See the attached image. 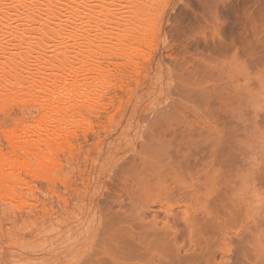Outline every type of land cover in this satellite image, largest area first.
<instances>
[{
	"label": "rangeland",
	"instance_id": "1",
	"mask_svg": "<svg viewBox=\"0 0 264 264\" xmlns=\"http://www.w3.org/2000/svg\"><path fill=\"white\" fill-rule=\"evenodd\" d=\"M70 1L79 37L65 17L47 36L37 22L39 34L0 36V264H139L115 247L130 213L134 233L156 220L176 234L159 252L181 263L264 264V0ZM11 3L18 25L29 2ZM201 109L234 113L204 128ZM213 149L224 164L207 176ZM155 151L184 167L165 198L134 190ZM186 155L198 159L187 171Z\"/></svg>",
	"mask_w": 264,
	"mask_h": 264
},
{
	"label": "bare ground",
	"instance_id": "2",
	"mask_svg": "<svg viewBox=\"0 0 264 264\" xmlns=\"http://www.w3.org/2000/svg\"><path fill=\"white\" fill-rule=\"evenodd\" d=\"M14 1H16V0H0V34H2V35H0V36H3V34L5 35V34H9V35H13V36H17V38H19V39H21L20 37H23V39H24V37L25 36H29L28 35V33L29 32H32V31H34L35 29L37 30H35V32H39V33H41L40 32V30L43 28V29H45V30H43V31H45V32H42L41 33V35L42 34H44V35H46V30L49 32H47V34H50L51 32H52V26H53V24L55 25V23H58V22H55L54 20H59L60 22H61V20L63 19L62 17H65L66 18V20L65 21H67L68 23H69V25H71L70 26V29L69 30H67L68 31V33H69V31H70V33H72L73 35L72 36H74V38L77 36V37H79V35H77L78 33H77V29H78V26L76 25L77 23L75 22L76 20H75V16H77L78 14V12H80L81 13V10H79L78 11V8H76L75 6L73 7V9H72V6L74 5V4H68L69 3V1L68 0H27L29 3H27V5H28V7H29V5H30V9L28 10V7L27 8H25L24 9V11H21L20 12V17H22V19H21V21H20V23L18 24V25H15L14 24V21H13V19H12V15H11V13H10V10H11V2H14ZM21 1H23V0H21ZM65 3H64V2ZM111 1V0H110ZM115 1V4L114 5H118V6H124V5H122V3L123 2H126V4L127 3H129V2H133V0L131 1V0H112V2H114ZM8 2H10L11 4H8ZM24 2H26V0H24ZM67 2V3H66ZM71 3H73L74 1L72 0V1H70ZM108 2V1H107ZM111 2V3H112ZM134 2H136V0H134ZM133 2V3H134ZM125 4V3H124ZM10 5V6H9ZM63 5V6H62ZM69 5V6H68ZM64 6H65V8H64ZM127 6H128V4H127ZM10 7V8H9ZM63 7V8H62ZM70 7V8H69ZM125 7H126V5H125ZM66 8H68V10H69V13H67L68 12V10H65ZM124 8V7H123ZM72 9V10H71ZM76 9V10H75ZM62 10H63V12H64V10H65V12L63 13L62 12ZM90 12H92V13H96V12H94V11H92V10H90ZM65 13H67L66 15H65ZM91 13V14H92ZM102 14V12H98V13H96V14H92V15H90V13H88V15H89V17L90 18H92V20L94 19L93 17L95 16L97 19H98V17ZM100 14V15H99ZM91 16H93V17H91ZM64 18V19H65ZM138 18V17H137ZM139 19V18H138ZM253 19H254V21H255V19L256 18H254L253 17ZM45 20V22H43ZM96 20V19H95ZM251 20H252V18L250 19V24L252 25L251 27L252 28H254V27H256V23H253V20H252V22H251ZM257 20V19H256ZM48 21V22H47ZM55 23H54V22ZM258 21V20H257ZM32 22H37V23H41V27H40V25H39V27H40V30L38 31V29H39V27L37 28L36 26H31L32 27V29H34V30H32L31 29V27H30V24L32 23ZM43 22V23H42ZM46 22L48 23V24H50V23H52V26H51V28H49L50 27V25L48 26V24L47 25H45L46 24ZM50 22V23H49ZM96 22V21H95ZM138 22V21H137ZM45 23V24H44ZM62 23V22H61ZM97 23V22H96ZM253 23V24H252ZM36 24V23H35ZM60 24V23H59ZM98 24V23H97ZM255 24V25H254ZM32 25V24H31ZM61 25V24H60ZM65 26H66V28L68 27V25L67 24H64ZM137 25V24H136ZM139 25V24H138ZM253 25H254V27H253ZM65 26H64V29H65ZM30 27V28H29ZM53 27H55V26H53ZM128 27H130V25L129 26H125V27H123V29L125 28V29H127ZM56 28V30H57V27H55ZM72 28H73V30H72ZM131 28V27H130ZM251 28V29H252ZM59 29H63V27L61 28H59ZM119 29V28H118ZM121 29V28H120ZM128 30H129V28H128ZM53 31H55V29L53 30ZM67 31L65 32V33H67ZM123 31V30H122ZM56 33L58 32V31H55ZM54 32V33H55ZM60 32V35H61V31H59ZM124 33H127L126 32V30H124L123 31ZM129 32H131V30H129L128 31V33ZM32 33H34V32H32ZM38 33V34H39ZM53 33V32H52ZM51 33V34H52ZM27 34V35H26ZM98 34V33H97ZM132 34V33H131ZM64 35V34H63ZM66 35V34H65ZM68 35V34H67ZM66 35V36H67ZM71 35V34H70ZM94 35V34H93ZM120 35H121V33H120ZM125 35V34H124ZM18 36H20V37H18ZM47 36V35H46ZM69 36V35H68ZM67 36V37H68ZM95 36V38L96 37H98L97 39H95V40H97V41H99V40H102V38L100 37V35L99 36H97L96 34L94 35ZM118 36H119V34H118ZM121 36H123V33H122V35ZM121 36H120V38H121ZM126 36V35H125ZM125 36H123V37H125ZM32 36H30V38H31ZM62 37H64V36H62ZM26 38H29V37H26ZM25 38V39H26ZM71 38V37H70ZM101 38V39H100ZM117 38V37H116ZM94 39V38H93ZM99 39V40H98ZM110 39V38H109ZM111 40V39H110ZM109 40V41H110ZM117 40V39H116ZM119 40V39H118ZM24 41V40H23ZM26 41V40H25ZM103 41V40H102ZM108 41V42H109ZM121 41H122V39H121ZM100 42V41H99ZM120 42V41H119ZM119 42L117 41V43L119 44ZM121 44H123V43H121ZM60 45V44H59ZM124 45H125V43H124ZM121 46V47H124V48H126L127 46H128V44L126 43V45L127 46ZM63 45H61V47H62ZM130 46V45H129ZM57 47V46H56ZM65 46H63L62 48H64ZM133 47V46H132ZM137 47V46H136ZM136 47H134V48H136ZM124 48H123V50H124ZM139 49H141L140 47H138ZM42 49V48H41ZM60 49V48H59ZM132 48H130L129 47V50H131ZM41 53H43L42 51L40 52V55H41ZM19 55V54H18ZM41 57V56H40ZM45 58V57H44ZM42 59V58H41ZM55 61H56V58H55ZM57 61L59 62V60H58V58H57ZM57 62V63H58ZM41 68H43V67H41ZM75 75H76V73H74ZM74 76V75H73ZM77 77V76H76ZM75 78V77H74ZM78 78V77H77ZM32 79H36V77L34 78V77H31V80ZM66 79V78H65ZM30 80V81H31ZM27 78H26V80H25V83H29L30 82ZM26 86V85H25ZM24 86V87H25ZM26 88V87H25ZM57 93H59V92H57ZM212 111H214V110H212ZM212 111H208V109H205V110H199L198 111V113L196 112H194L195 113V115L197 116H200V115H205L204 117H205V119H203V124H204V128L206 127V126H209V127H207V128H210V126H211V122H213V121H211L210 120V118L211 117H209V116H217L218 117V120H220V119H226L227 117L229 118V117H233V113L234 112H231V111H225V110H222V112L221 111H216V112H212ZM226 117V118H225ZM212 118H215L216 119V117H212ZM211 118V119H212ZM220 118V119H219ZM223 119V120H224ZM211 121V122H210ZM225 121V120H224ZM224 121L222 122V120H221V123H224ZM214 127V126H213ZM224 128V127H223ZM212 129H214V128H212ZM226 129V128H225ZM210 130V129H209ZM221 130V129H220ZM219 130V131H220ZM223 130V129H222ZM221 130V131H222ZM211 131V130H210ZM224 131V130H223ZM225 132V131H224ZM229 132H231V130L229 131ZM229 132H227V135L228 134H230ZM214 133V132H213ZM219 134V132H217V135ZM223 135L224 134H222L221 132H220V134H219V140L218 141H225V139H223L222 137H223ZM226 135V134H225ZM224 135V136H225ZM217 137V138H218ZM226 137V136H225ZM224 137V138H225ZM222 138V139H221ZM227 138V137H226ZM230 138V137H229ZM231 139V138H230ZM230 141V140H229ZM158 149V148H157ZM215 149V148H214ZM212 150V152H211V155L207 158V159H202L200 162H201V164H202V170L204 171V173H206V175L208 176V174H209V176H210V173L212 172H215L216 170L214 169V168H217V166H219L220 167V164H221V166H222V163L224 162V159L222 160L221 158H220V156L222 157L223 156V153H222V155L220 154H218V153H215V151L216 150ZM158 152V153H157ZM155 151V153H154V158H153V160L155 159V161L156 162H154V164H152V162H150L149 161V164H151V166L149 167L150 168V171H148V169H145V167L147 168V166H144V168H143V170L141 171V173H143L144 172V169L145 170H147L148 171V174H146L147 173V171L145 172V174H141V176H143L142 177V179L143 180H140V181H138V183H137V185L136 184H134V187H136V189H134L136 192H139V190L140 191H142L143 193H144V195L146 196V198H148V196H149V198H151V197H153V198H160V197H167V196H169V194H170V192L172 193V189L174 188L173 186L174 185H178V184H181L182 185V182H183V178H184V176H185V174L182 172V170L184 171V169H182L181 170V168L183 167L182 166V164L180 163V164H178L179 163V161H177V163L176 162H174V161H172L171 163L168 161V160H165V159H167V158H163L165 155H164V152L162 153V151ZM217 154V155H216ZM188 155H186V160H185V163L187 164V166L185 167V168H187L186 169V171L189 169L188 167H193V165L194 164H198V163H195V162H197L198 161V159L197 158H194V159H192V157L191 156H189V157H187ZM219 156V157H218ZM195 159H197V161H195V162H192L193 160H195ZM145 160V159H144ZM166 161H168V162H166ZM223 161V162H222ZM175 163V164H172V163ZM184 161H182V163H183ZM143 164H146L144 161H143ZM184 164V163H183ZM224 164V163H223ZM182 166V167H181ZM175 169H174V168ZM191 167V168H192ZM195 167V166H194ZM184 168V167H183ZM209 168H211V169H213V170H210ZM210 172V173H209ZM212 175V174H211ZM140 176V175H139ZM141 176H140V179H141ZM211 178V177H210ZM138 179V178H137ZM214 180V178L212 177L211 178V180H210V182H208V184L206 185V191L208 192L211 188H212V186L214 185L213 184V182L215 181H213ZM136 181V180H135ZM137 182V181H136ZM138 190V191H137ZM193 191V190H192ZM193 195H194V197L196 198V204L197 205H200L201 206V203H200V201L202 202V199L200 200V198L198 199L197 198V196H199V194L200 193H197L196 191H193V193H192ZM191 194V195H192ZM198 194V195H197ZM192 195V196H193ZM204 202V201H203ZM203 206V205H202ZM204 207V206H203ZM161 208L162 209H164V211L166 212V214H168V213H171L173 210L172 209H170L169 207H164V206H162V204H161ZM188 208H189V206H187V205H185V208L184 209H181L182 211L181 212H184V214L186 213V218L185 219H188L187 217L189 216V215H187L188 214ZM205 211H208L207 210V207L205 208ZM124 215V217L125 216H127V215H125V213H123ZM128 214H129V211H128ZM130 215H131V213H130ZM130 215H128V217H129V219H128V217H125L126 219H128L127 220V222H126V220H125V222H126V224L125 225H127L128 226V228L130 229H128L126 226H125V228L123 227L124 226V218H123V216L122 215H120V219H119V217H118V219H116L117 221H115L116 222V224H117V229H115L116 228V226H113L112 227V225H111V223H110V225H111V227H112V230H114L115 229V233L113 232V234H112V237H110L109 239L111 240V239H113V242L116 244V245H118L117 244V242L119 243V240H122V238L123 239H125L126 237H124V236H129L130 237V239H128L129 237H127L126 239L128 240V241H125V240H122V242L120 241V243L121 244H119L118 245V247L119 248H117V246H115L116 247V249H118V250H125V249H131V251L133 252H135V253H138V256L139 257H141V260L139 261L140 263L139 264H184V262L183 263H181L180 261H183V260H181L182 258H178V257H181V256H179V250L177 249L176 251H175V253L172 255V254H170V253H167V252H163L162 251V253H160L159 251L160 250H162V249H164L166 246H170V245H173V246H177V241H175V235H172L171 236V239L170 240H168L167 239V237H169L170 235H168L169 234V230L167 231V232H162V231H158V229H157V227L156 228H154L155 226H157L159 223H158V221H156V220H154L155 222H156V225L153 223L152 225H153V228L152 229H150L148 226V228L149 229H145V232L144 231H142L143 233H141V232H132V229H133V226L134 225H131V223H129V221H130ZM132 215H133V213H132ZM121 216H122V219L123 220H121ZM131 219H133V221H134V219H136V218H131ZM137 219H138V217H137ZM136 219V220H137ZM120 220H121V222H120ZM142 220V219H141ZM123 221V222H122ZM138 221H139V223H140V219H138ZM137 221V222H138ZM160 221H162L161 223H163L164 224V226L165 225H167L168 223H166V221H165V223H164V221L163 220H160ZM115 222H113V223H115ZM118 222H119V224L120 223H123V226H122V224H121V226L120 227H123V229L122 228H120L119 227V225H118ZM131 222V221H130ZM141 224H143L142 222L139 224L140 226H141ZM110 225H108L109 227H110ZM114 225V224H113ZM138 225V223H136V226ZM138 225V226H139ZM151 225V224H150ZM151 225V226H152ZM187 225H189V224H187ZM129 226H131V227H129ZM137 226V227H138ZM163 226V227H164ZM168 226V225H167ZM167 226H165V228H163V230H167ZM115 227V228H114ZM142 227H143V225H142ZM141 227V228H142ZM108 228V227H107ZM123 231V230H125V231H123V233L124 232H126L127 234L126 235H124V234H122V232L120 231V229ZM110 228H108V231L110 232V230H109ZM174 229H175V227H174ZM112 230H111V232H112ZM118 230H119V236H118ZM134 230V229H133ZM148 230H150V231H148ZM107 234V233H106ZM117 234V235H116ZM123 235V236H120V235ZM165 234L167 235L166 237H165ZM111 235V234H110ZM109 235V236H110ZM116 235V236H115ZM108 235H107V237H109ZM114 236L115 237H117V238H119V240H116L117 242H115V240H114ZM174 236V237H173ZM122 237V238H121ZM173 237V238H172ZM117 238H115V239H117ZM108 239V238H107ZM104 241V240H103ZM124 242H125V244H124ZM111 243H112V240H111ZM123 243V244H122ZM113 244V243H112ZM114 245V244H113ZM124 245V246H123ZM129 247V248H127V247ZM121 247H123L122 249H121ZM130 251V250H129ZM126 255V254H125ZM137 255V254H136ZM1 256V255H0ZM96 256V255H95ZM98 256H100V254L98 255ZM16 257V256H15ZM14 256H13V259L15 260L16 258H15ZM20 257V256H19ZM102 257V256H101ZM100 257V258H101ZM116 257H118V256H116ZM122 259H121V258ZM119 257V259H117V258H115V259H113V258H111L112 260H110V258H108V259H106V260H103L102 258V260L101 259H99V257H98V261L96 260V262H93L92 260H91V258L90 259H86V262H85V260H81L82 262L84 261V264H88V263H90V261H91V264H94V263H98V264H126V262L124 261V256L123 255H121ZM93 258H94V255H93ZM199 259H200V257H198ZM105 259V258H104ZM195 259H197L196 257H195ZM17 260V259H16ZM90 260V261H89ZM1 261H2V257H0V263H1ZM80 261V260H79ZM107 263H106V262ZM110 261H112V262H110ZM198 261V260H197ZM201 261V260H200ZM2 262H4V261H2ZM22 262V260H20L18 263H15V262H13L14 264H22L21 263ZM12 263V264H13ZM188 264H190L191 263V261H188L187 262ZM187 263H185V264H187ZM198 263V262H197ZM26 264V263H25ZM33 264V263H32ZM76 264V263H75ZM78 264V263H77ZM81 264V263H80ZM128 264V263H127ZM193 264V263H192ZM195 264V263H194ZM198 264H201V263H198Z\"/></svg>",
	"mask_w": 264,
	"mask_h": 264
}]
</instances>
